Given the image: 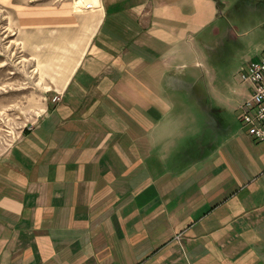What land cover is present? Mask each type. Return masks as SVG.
<instances>
[{"label":"crops","instance_id":"obj_1","mask_svg":"<svg viewBox=\"0 0 264 264\" xmlns=\"http://www.w3.org/2000/svg\"><path fill=\"white\" fill-rule=\"evenodd\" d=\"M96 7L33 12L77 53L20 158L0 159V264H264V141L185 67L220 1Z\"/></svg>","mask_w":264,"mask_h":264},{"label":"rangeland","instance_id":"obj_2","mask_svg":"<svg viewBox=\"0 0 264 264\" xmlns=\"http://www.w3.org/2000/svg\"><path fill=\"white\" fill-rule=\"evenodd\" d=\"M218 1L220 11L210 27L194 36L195 54L185 67L211 110L231 122L236 116L233 108L249 94V87L239 80L241 69L253 59H264V0ZM88 2L92 3L0 0V159L18 149L20 140L38 126L50 104L59 100V88L54 85L64 81L66 73L60 70L70 64L71 54L75 58L77 53L66 47L72 44V36H52L49 32L54 27L33 20V12L35 19H40L54 8L73 20L95 9L83 8ZM72 26L73 22H67V33ZM180 95L186 97L184 92ZM188 97L197 96L192 93ZM192 104L188 111L196 120L188 121L189 129L201 130L203 111L196 99ZM179 237L180 233L175 235Z\"/></svg>","mask_w":264,"mask_h":264},{"label":"built area","instance_id":"obj_3","mask_svg":"<svg viewBox=\"0 0 264 264\" xmlns=\"http://www.w3.org/2000/svg\"><path fill=\"white\" fill-rule=\"evenodd\" d=\"M94 7L90 3L83 5L85 9ZM241 70L239 80L249 87V94L239 106V120L248 135L264 141V59H253Z\"/></svg>","mask_w":264,"mask_h":264},{"label":"bare ground","instance_id":"obj_4","mask_svg":"<svg viewBox=\"0 0 264 264\" xmlns=\"http://www.w3.org/2000/svg\"><path fill=\"white\" fill-rule=\"evenodd\" d=\"M93 3V6H99V0H91ZM90 4H92L91 2H88ZM86 4V3H85ZM97 8V7H96Z\"/></svg>","mask_w":264,"mask_h":264}]
</instances>
